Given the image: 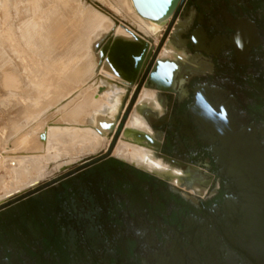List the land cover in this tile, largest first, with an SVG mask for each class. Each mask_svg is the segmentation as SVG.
<instances>
[{
  "label": "flooded vegetation",
  "instance_id": "obj_1",
  "mask_svg": "<svg viewBox=\"0 0 264 264\" xmlns=\"http://www.w3.org/2000/svg\"><path fill=\"white\" fill-rule=\"evenodd\" d=\"M154 27L105 147L0 202V264H264V0H179Z\"/></svg>",
  "mask_w": 264,
  "mask_h": 264
},
{
  "label": "rangeland",
  "instance_id": "obj_2",
  "mask_svg": "<svg viewBox=\"0 0 264 264\" xmlns=\"http://www.w3.org/2000/svg\"><path fill=\"white\" fill-rule=\"evenodd\" d=\"M92 1L107 14L148 32L116 0ZM102 21L114 26L109 16L84 0H0V202L12 196L10 189L105 147L106 130L86 120L90 113L84 100L110 107L114 117L124 89L112 82L117 78L110 69L94 59ZM29 157H39V167L17 184L16 170Z\"/></svg>",
  "mask_w": 264,
  "mask_h": 264
},
{
  "label": "bare ground",
  "instance_id": "obj_3",
  "mask_svg": "<svg viewBox=\"0 0 264 264\" xmlns=\"http://www.w3.org/2000/svg\"><path fill=\"white\" fill-rule=\"evenodd\" d=\"M84 1L87 4H90L92 7L96 8L97 10H99L100 12H102L103 14L109 16L112 19L113 23H114V26L112 27V24L110 22L104 23V21H102L100 27L98 28L101 31L96 36L97 37V41H99V42L95 45V51L96 52H94V53L97 54V55H94V57L96 56L94 59L99 58V59H97L98 60V65L100 66L102 63H104L110 69V71L112 72V74L117 78L116 81L114 80L112 82H114V84H116L117 86L123 88L124 89V93H125L127 86L128 85H132V84H130L129 81H127L125 78H123L122 76H120L118 74V71L116 70L114 64L108 59V53H109V51L104 52L103 51V46H104V44L106 42H109L110 45L112 46L113 44H116L117 42H120V40L137 41V38L145 41L148 44V40L146 39V37L144 35H151L152 33L156 32V28L154 27V24H158V23L157 22H154V21H149V20L144 19L143 17H141L135 11V9H134V7L132 5L131 0H116V2L119 5L126 6L129 11H132L133 14H134V16L139 19V21L142 23L143 27L146 28L148 32H144V31L140 30L138 27H135L134 28L130 23L126 22L125 20L121 19L120 17H118L117 15H115L113 13H112L113 16H111V15L107 14L104 10L98 9L97 7H95V6H93L91 4L93 2L92 0H89L90 3L88 1H86V0H84ZM117 25H120V27H122L123 29L120 28V27L114 29ZM107 91H108V94H110V91L109 90H107ZM58 95L60 96V94H58ZM145 96H146L145 92L144 91L141 92V95H140L139 100L142 101L145 98ZM56 97H58V96H56ZM83 98H82V100H83ZM81 101L79 100V102H81ZM31 103H33V102H31ZM74 103L76 105V102H74ZM84 103H85V105H87L89 107V109L87 110V112L90 113V116H86L85 117L86 120H87V117H88L89 119L92 120V122H93L92 125L93 126H95L96 128H98L100 130H105L107 128V125H108L107 122L112 120V109L110 107H104V106L102 107L96 101H94V99H92V98H85ZM30 105H32V104H30ZM155 105H158V107L160 108L159 103L156 102V101H155ZM37 108H36V110H38V111L41 110L40 108L39 109H37ZM70 108L68 109V111L70 110ZM68 111H66V112H68ZM23 112H26V111H23ZM66 112H63V113H66ZM45 114H46V112H45ZM46 115H48V114H46ZM43 116L44 115H42V117ZM133 116H136V112L133 113ZM42 117H41V120H43ZM48 117H49V115H48ZM39 118H40V116H38V119ZM82 118H84V117L82 116ZM64 120H65V118H64ZM65 121H70V120H67L66 119ZM79 121H80V119H79ZM34 122H36V120ZM69 123L73 124L74 122L72 123V121H71ZM87 123H84V124H87ZM40 124H42V123H40ZM88 124L90 125V121H89ZM140 124H141V122L139 121V119L137 117H133V118H131L128 121V125L129 126H139ZM74 126H75V123H74ZM81 126L82 125H80V127ZM81 129H83V128H81ZM74 131L76 132L77 130L74 129ZM78 135H80L79 137L82 138L81 137V134H78ZM78 135H77V137H78ZM83 137H84V133H83ZM53 147L55 148V146H53ZM60 147H61V145H60ZM57 150H58V148H57ZM115 153H117L120 156L133 155L134 158H139V159L141 158L140 155H142L143 156V161H145V158L147 157V154L144 153L143 150H140L138 148L136 149L135 147H133L132 145H130V143H128L127 141H124L122 139L117 144L116 149H115ZM22 160H23V162L20 163L18 169L16 170V176H17V180L16 181H17V184L21 180H24V178H25L26 174L29 172V170H31V171L32 170H36L39 167L38 166L39 165V161H41L39 157L38 158H30L29 157L28 159L26 158V159H22ZM62 164L65 165L67 163H62ZM147 164H149V163H147ZM173 169H175V168H173ZM175 170L177 172V175H179V176L186 174V172H184L182 170H178V169H175ZM38 179H40V178H37V179L31 180V181H29L27 183H24L23 185H20V187L22 188V186H28L29 184L35 182ZM20 187H17V188H14V189H10L8 192H11V193H8V192L7 193L10 195V194H12V191L18 190V188L20 189Z\"/></svg>",
  "mask_w": 264,
  "mask_h": 264
},
{
  "label": "water",
  "instance_id": "obj_4",
  "mask_svg": "<svg viewBox=\"0 0 264 264\" xmlns=\"http://www.w3.org/2000/svg\"><path fill=\"white\" fill-rule=\"evenodd\" d=\"M131 2L135 11L144 19L163 23L172 14L179 0H131ZM103 51H109L108 59L114 64L118 74L130 84L135 82L145 60L151 53L148 44L139 38L137 41L120 40L112 46L106 42ZM159 75L164 84L167 83V80L172 79V75L167 74V72L162 71ZM125 116L126 114L124 118ZM250 176L252 177L251 174ZM252 190L254 189L252 188Z\"/></svg>",
  "mask_w": 264,
  "mask_h": 264
},
{
  "label": "crops",
  "instance_id": "obj_5",
  "mask_svg": "<svg viewBox=\"0 0 264 264\" xmlns=\"http://www.w3.org/2000/svg\"><path fill=\"white\" fill-rule=\"evenodd\" d=\"M143 91L145 92L146 96H145V98L142 101L139 100V98H140V96H139L138 101H137V103L135 105L134 111L132 112L129 120L131 118H133V117H137L139 119V121H141V119H143L142 116H141L142 111L144 109H146V108H152L151 101H152V98L154 97L155 93L153 91H148V90H143ZM134 112H136V116H133ZM130 145H132L136 149L137 148L140 149V150L144 149L143 147H140L138 145H134L132 143H130ZM140 156H141L140 159L139 158H134L133 155L126 156V158L130 159L131 161L135 162L138 165H142V166L146 167L147 169H149V170H151V171H153V172H155V173H157V174H159V175H161V176H163V177H165V178L177 183L178 185L184 186L186 184V181H187L186 178L187 177L185 179H183L181 177H178L176 170H174L173 172L169 173V171L167 170V167L161 165V161L160 160L157 162L158 163L157 165H159L158 169H160V170H157L156 168L154 169L153 165L151 166L150 164L145 163V161H143V156L142 155H140ZM159 171H161L162 173H160ZM168 173L170 175L167 176ZM186 175L189 176L187 172H186ZM192 189H194V188H192Z\"/></svg>",
  "mask_w": 264,
  "mask_h": 264
}]
</instances>
